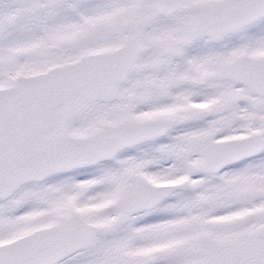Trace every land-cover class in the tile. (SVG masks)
I'll return each mask as SVG.
<instances>
[{
  "label": "snow or ice",
  "instance_id": "6c2138e0",
  "mask_svg": "<svg viewBox=\"0 0 264 264\" xmlns=\"http://www.w3.org/2000/svg\"><path fill=\"white\" fill-rule=\"evenodd\" d=\"M0 264H264V0H0Z\"/></svg>",
  "mask_w": 264,
  "mask_h": 264
}]
</instances>
